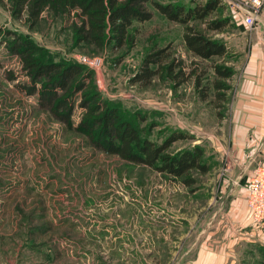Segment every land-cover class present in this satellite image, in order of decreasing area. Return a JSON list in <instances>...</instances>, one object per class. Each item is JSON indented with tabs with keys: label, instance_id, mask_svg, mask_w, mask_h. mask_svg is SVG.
I'll list each match as a JSON object with an SVG mask.
<instances>
[{
	"label": "rangeland",
	"instance_id": "374dc122",
	"mask_svg": "<svg viewBox=\"0 0 264 264\" xmlns=\"http://www.w3.org/2000/svg\"><path fill=\"white\" fill-rule=\"evenodd\" d=\"M205 1L150 0L151 18L135 21L126 43L98 48L74 41V14L54 15L46 8L31 25L0 0V264H210L208 252L196 251L207 231L224 232L228 221L212 214L218 208L219 216L225 214L218 205L231 186V194L246 200L261 240L254 231L250 240L257 241L234 253L224 256L226 248H217L223 258L212 264H264V215L253 219L249 204L264 185V98L250 99L264 93L238 92L247 80L244 70L263 73L264 63L246 59L255 37L239 27H247L240 0H218L216 9L187 24L154 5L192 8ZM214 20L225 23L211 28ZM186 25L222 40L226 53L194 55L183 40ZM16 34L50 60L76 61L92 70L86 82L142 136L161 143L183 132L169 151L200 145L210 168L217 162L220 168L213 174L191 171L194 182L186 185L181 177L95 147L78 129L84 111L78 104L87 87L74 94L68 122L54 117L40 105L37 91L28 90L32 80L8 45ZM147 57L155 58L148 67L157 71L148 82L134 80ZM227 66L230 77L217 73ZM240 150L244 161L230 171ZM228 174L223 191L217 190ZM216 240L211 237L209 244L216 247Z\"/></svg>",
	"mask_w": 264,
	"mask_h": 264
},
{
	"label": "trees",
	"instance_id": "16d2710c",
	"mask_svg": "<svg viewBox=\"0 0 264 264\" xmlns=\"http://www.w3.org/2000/svg\"><path fill=\"white\" fill-rule=\"evenodd\" d=\"M14 15H25L35 25L48 8L54 15L74 14L72 26L74 41L90 43L98 48L111 44L121 47L129 36V28L135 21L151 18L146 9L150 0H7ZM218 0H206L203 5L187 8L181 4H161L155 7L169 19L187 24L191 19L204 18L217 8ZM77 21V22H76ZM225 21L214 20L211 28H222ZM243 28L242 26H239ZM183 40L187 48L201 58L224 55L227 48L220 39H212L202 31L186 25ZM9 48L20 56L22 66L31 78L30 93L37 91L40 105L49 109L59 120L68 122L74 103L73 96L80 90V107L84 109L78 129L85 133L92 145L105 152L117 154L121 159L147 165L172 177H181L186 185L194 182L191 171L205 173L210 164L203 156L200 145L169 151L172 141L185 137L183 132H173L169 138L158 143L142 136L120 113L118 107L103 99L96 86L86 80L92 70L76 61H53L28 37L16 34L8 42ZM161 51L155 54L159 55ZM159 56L156 57V59ZM155 58L147 57L144 66L134 80L148 82L157 70L148 67ZM176 64L172 62L170 67ZM221 76H229L232 68H217ZM40 84L38 88L36 85ZM87 84V85H86ZM96 84V83H95ZM28 88L29 86L26 85Z\"/></svg>",
	"mask_w": 264,
	"mask_h": 264
},
{
	"label": "crops",
	"instance_id": "0c3cea01",
	"mask_svg": "<svg viewBox=\"0 0 264 264\" xmlns=\"http://www.w3.org/2000/svg\"><path fill=\"white\" fill-rule=\"evenodd\" d=\"M256 21H257L256 24L252 28L243 27V29L241 30L242 32L243 31L244 32L247 31L249 33L253 32L254 37H255V40L252 45V49L251 50L249 49L250 52L248 53V56L246 59H249L248 61H260L264 63V6L262 7L261 13L259 14L258 19ZM242 32H240V34H243ZM256 70H259V69L254 70V68H252V69H246V71L244 70V74H245V77L247 76V80L239 88L238 92L241 95H248L250 93H247V92H251V91H255L258 93H261L262 91V93H264V88H262L264 86V71L263 73H261V70H259L260 73H258L256 72ZM246 84L248 86H245ZM253 86L254 87L256 86L255 89L254 88L252 89ZM263 98L264 97L262 96L254 95L253 99H250V100L260 102V100L261 99L263 100ZM240 138H241L240 141H243V140L246 141V139L242 138V134ZM236 158H237V162H234V165L230 171H233L235 169V166L241 164L244 161V158H245L244 152L240 150ZM236 158H235V161H236ZM218 168H220V163L217 162V164H214L210 169H208L207 173L209 172L211 174H213L214 172L216 173V170ZM229 174H228V177L222 178V180L218 182L217 190H219L220 188V191H223L222 187H224L223 185L227 184L230 178V175H231ZM215 183H217V181H215ZM215 183H214V187H215ZM233 189L234 187L231 186L229 189V192L222 198V201L218 205V207L221 206V208L224 206L225 214L219 216L218 211L220 209L218 207H217L218 209L215 210V212L212 214L213 217L215 215L216 219H219V217H221L223 221H224V218L228 221V224L224 227V232L221 233L220 236H222L223 234V236L227 237L229 241L226 242L225 240H223L222 242L220 236L218 235L220 233V231L218 230L219 227H215L213 230L211 229L209 232L207 231V233H209L208 238H204V240L199 241V246L196 252L197 253L198 252L199 253L208 252L206 254H208V259L210 261V264H212L214 260L217 259V257H218V260L223 258L221 257L220 254H224V250L220 251L217 248L224 249L225 247L227 250L224 254L225 256L227 254L234 253V251H236L235 249L239 246L241 247L243 244L261 240L259 230L256 229L255 231L253 228V224L251 222L246 200H244L243 195L239 197L238 195H234V192L231 194ZM240 191L242 190L240 189ZM228 225L231 227H228ZM254 231L257 232L256 241L250 240V234L253 233ZM213 236L214 238H217L216 243H214L216 247L212 246V244L211 245L209 244L211 243L209 242V240Z\"/></svg>",
	"mask_w": 264,
	"mask_h": 264
},
{
	"label": "built area",
	"instance_id": "2783aa9c",
	"mask_svg": "<svg viewBox=\"0 0 264 264\" xmlns=\"http://www.w3.org/2000/svg\"><path fill=\"white\" fill-rule=\"evenodd\" d=\"M238 5L242 11L243 23L247 27H251L256 24V20L264 6V0H240ZM249 204L252 218L255 220L262 218L264 215V185L257 190L254 198L249 200Z\"/></svg>",
	"mask_w": 264,
	"mask_h": 264
}]
</instances>
